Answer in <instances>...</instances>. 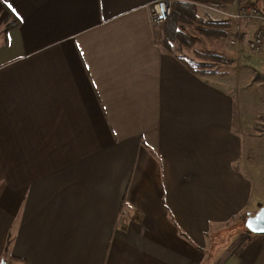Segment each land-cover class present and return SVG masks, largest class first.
<instances>
[{"label": "crops", "instance_id": "obj_1", "mask_svg": "<svg viewBox=\"0 0 264 264\" xmlns=\"http://www.w3.org/2000/svg\"><path fill=\"white\" fill-rule=\"evenodd\" d=\"M157 1L0 0V262L264 264L244 226L264 207V127L182 61L206 25L160 46ZM247 4L198 5L227 24L209 55L253 39L231 18Z\"/></svg>", "mask_w": 264, "mask_h": 264}, {"label": "rangeland", "instance_id": "obj_2", "mask_svg": "<svg viewBox=\"0 0 264 264\" xmlns=\"http://www.w3.org/2000/svg\"><path fill=\"white\" fill-rule=\"evenodd\" d=\"M247 25L251 28L253 26L251 24ZM247 25H244L246 26L245 28L248 27ZM191 32H193L198 38L197 46L199 49V51H197L198 49L192 51L191 57L194 58L192 62L209 64V67L206 65H200V67H198L199 71L206 74L208 78H213L210 76L212 73L209 72L215 71L213 72L214 74H219L218 79L223 80L222 82L224 83H229V85L231 83L230 87L238 101L242 104L248 114L251 116L254 115L256 118L254 121L255 124L253 125V132H258V129L260 131V129L264 127V86L262 83L255 81L254 78L257 73L263 74L258 71V68H264L263 59L259 60L261 50L264 46L261 49L254 51L249 47L250 38L246 41L242 40L241 42H238L237 45H231V40H227L230 50L235 52V55L233 56L236 58L235 61H233L232 65L222 64L220 62L215 63L211 58L209 59L208 57L207 59H203L198 54L200 53L207 56L213 53L225 56V53L210 50V45L206 43L208 40L204 39V37H200L196 31V27H191ZM254 56L259 60L258 62H253L252 58Z\"/></svg>", "mask_w": 264, "mask_h": 264}, {"label": "trees", "instance_id": "obj_3", "mask_svg": "<svg viewBox=\"0 0 264 264\" xmlns=\"http://www.w3.org/2000/svg\"><path fill=\"white\" fill-rule=\"evenodd\" d=\"M235 0H181L176 1L172 5L171 15L169 19L165 22L164 26L161 28L159 35L157 36V42L160 46L167 52L173 53V48L176 44L180 46L192 47L193 39H191L185 33L186 26H193L196 24L206 25V30H199L209 41H219L224 42L227 38V33L225 31L227 24L225 22H205L199 19L198 16V5H205L217 9L226 8L228 5L234 3ZM203 59L211 58L215 63L220 62L222 64L232 65L233 61L226 59L219 55H202L198 54ZM187 67H189L196 75L206 76L199 71L198 67L200 65L209 64H198L192 62V60H182ZM215 72V71H213ZM213 72L210 76L218 77V74ZM255 81H258L264 86V74L257 73L255 75ZM244 226L246 227V221H244ZM247 229V228H246ZM250 232V231H248Z\"/></svg>", "mask_w": 264, "mask_h": 264}, {"label": "built area", "instance_id": "obj_4", "mask_svg": "<svg viewBox=\"0 0 264 264\" xmlns=\"http://www.w3.org/2000/svg\"><path fill=\"white\" fill-rule=\"evenodd\" d=\"M174 0H158L152 8V22L156 26H163L171 15ZM241 23H259L253 39L249 42L251 50H259L264 46V0H248V4L240 8L239 12L231 16ZM239 38L231 41L235 45Z\"/></svg>", "mask_w": 264, "mask_h": 264}, {"label": "water", "instance_id": "obj_5", "mask_svg": "<svg viewBox=\"0 0 264 264\" xmlns=\"http://www.w3.org/2000/svg\"><path fill=\"white\" fill-rule=\"evenodd\" d=\"M246 228L253 234H264V207L254 217L246 220ZM0 264H4L0 262Z\"/></svg>", "mask_w": 264, "mask_h": 264}]
</instances>
